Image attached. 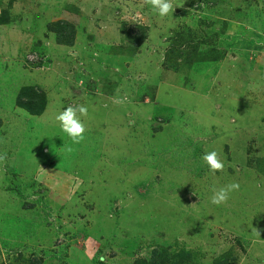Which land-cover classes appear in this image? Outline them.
I'll use <instances>...</instances> for the list:
<instances>
[{
	"label": "rangeland",
	"instance_id": "1",
	"mask_svg": "<svg viewBox=\"0 0 264 264\" xmlns=\"http://www.w3.org/2000/svg\"><path fill=\"white\" fill-rule=\"evenodd\" d=\"M173 6L0 0V264H264V0Z\"/></svg>",
	"mask_w": 264,
	"mask_h": 264
},
{
	"label": "clouds",
	"instance_id": "2",
	"mask_svg": "<svg viewBox=\"0 0 264 264\" xmlns=\"http://www.w3.org/2000/svg\"><path fill=\"white\" fill-rule=\"evenodd\" d=\"M145 3L150 5L152 10L158 14L161 18L168 16L174 11L173 0H145ZM127 101V97L114 98V103L124 104ZM89 115V109L87 105H68L62 111L56 113L53 117L54 121L59 124L62 132L70 138L72 144H79L85 139V133L87 131L86 124L82 118H86ZM66 151L71 153L73 148L71 145L67 146ZM203 161L206 163L210 171L215 174L216 172H222L225 168L223 161L219 158L217 151L213 150L206 152L202 156ZM7 160V153L0 154V163ZM240 185L238 182L233 181L227 185L216 188H212V196L210 202L214 205H222L227 203L230 198V194L234 191H238ZM252 231L256 235H260L259 229L252 228ZM87 255V250H86ZM93 258L92 256L89 257ZM100 264H105L107 257L101 255L99 257Z\"/></svg>",
	"mask_w": 264,
	"mask_h": 264
},
{
	"label": "trees",
	"instance_id": "3",
	"mask_svg": "<svg viewBox=\"0 0 264 264\" xmlns=\"http://www.w3.org/2000/svg\"><path fill=\"white\" fill-rule=\"evenodd\" d=\"M58 41H62V38L58 37Z\"/></svg>",
	"mask_w": 264,
	"mask_h": 264
}]
</instances>
